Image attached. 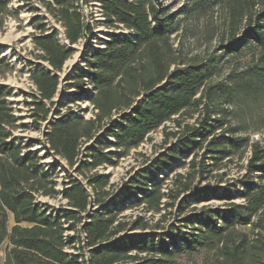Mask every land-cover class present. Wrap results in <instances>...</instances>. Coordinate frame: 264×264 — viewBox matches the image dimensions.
<instances>
[{
  "label": "trees",
  "instance_id": "obj_1",
  "mask_svg": "<svg viewBox=\"0 0 264 264\" xmlns=\"http://www.w3.org/2000/svg\"><path fill=\"white\" fill-rule=\"evenodd\" d=\"M71 1L54 0V7L65 28V38L73 44L83 32L89 34L92 30L84 24ZM1 3L2 0L0 6ZM101 3L109 21L115 18L133 33L112 35L102 48L92 52L87 69L77 73L80 79L88 76L96 89L92 98L97 110L95 118L83 122L73 116L58 117L51 124L47 140L55 153L72 165L78 155L79 140L91 139L95 125L103 119L109 121L107 135L113 138V142H108L106 147L116 148L138 145L149 133L173 120L177 129L170 134L175 136L176 141L151 161L150 172L165 169L182 154L192 153L188 162L189 172L185 177L176 175L179 189L175 196H179L190 188L187 178L194 174L202 177L211 168L203 160L196 162L195 158L210 135L212 114L226 115L227 109L214 110L209 102L222 96V101L226 102V98L232 99L234 93L244 85L251 92L253 87H259L258 81L264 79V0H198L204 5L212 3L227 7L235 29L244 20V35L238 38L233 36L224 45L225 49L238 51L247 43L260 49L259 63L256 64L258 70L253 77H240L233 86L215 84L207 87L205 84L217 71L223 54L170 70L173 61L169 60V56L172 50L164 33L174 31L176 27L171 26L168 17H163L160 9L147 3V0H137L135 3L101 0ZM33 41L43 51L50 67H36L31 76L40 98L33 102L34 112L42 118L48 113L43 100L51 101L58 86L54 70H60L71 54L70 48L60 44L56 35H39ZM139 60H145L146 66L142 71L133 66ZM6 94L5 89H0V246L5 240L8 241L2 264H213L205 259L207 252L216 254L214 264H246L250 254H253L250 248L258 250L256 264H264V148L257 141L249 143L246 137L227 136L223 139L214 137L205 144L208 152L212 153L209 156L212 167H219L222 160H228L233 155L241 156L244 151H241L242 146L251 148V155L247 159L249 172L240 193L242 203L230 201L223 208H206L190 213L185 221L192 223L196 232H179L180 239L175 232L168 236L166 232L147 230L159 231L162 228L160 225L151 228L140 219L133 221L129 230L141 232L116 238L114 236L126 227L125 223H116L117 212L95 210L88 215V221H83L89 195L80 183L73 182L62 190L69 208L60 209L59 213L52 214L45 209L46 205L43 207L36 202L35 193L44 190L43 194L51 196L55 190L48 186L52 184L48 180L49 172L41 167L37 155L25 150V144L13 137L8 129L15 118L4 99ZM117 107L121 111L116 118H112L113 110ZM187 112H191L188 114L190 116L192 113L200 114L198 126L183 125L178 120L177 117ZM217 126H221V123ZM97 144L100 145V142ZM88 154L92 158L89 162L92 167L109 159L106 156L108 153L98 150L89 151ZM257 168L262 176L255 182L254 172ZM183 178L184 182L181 181ZM91 180L96 182L92 187L95 194L106 184L102 176H94ZM130 183L126 192L136 184L144 187L139 190L142 196L135 198L133 205L146 204L150 210L160 211L161 200L165 196L161 192L162 183L149 184L145 172L130 178ZM218 191L204 190L201 194L206 197L212 194L226 200L233 197L231 191L221 188ZM132 193L128 192L129 195ZM166 195L168 197L169 193ZM102 201L97 199L96 202L101 204ZM10 216L13 224L9 229ZM78 224L86 238L87 260L80 252L83 247L75 244H81V239L74 233ZM238 224L250 226V231L256 236L254 241H249L246 233L235 232ZM66 230H72L73 234H67ZM167 237L170 241L166 240ZM66 248L76 251L71 253Z\"/></svg>",
  "mask_w": 264,
  "mask_h": 264
},
{
  "label": "rangeland",
  "instance_id": "obj_2",
  "mask_svg": "<svg viewBox=\"0 0 264 264\" xmlns=\"http://www.w3.org/2000/svg\"><path fill=\"white\" fill-rule=\"evenodd\" d=\"M136 2L137 0H121ZM197 2V3H195ZM50 3V5L48 4ZM73 8L82 16L85 25L92 30L91 33L83 32L76 43L70 44L65 38V28L62 26L54 0H2L0 6V89H5L4 96L10 108V113L15 118L14 123L8 126L13 137L25 144V150H30L37 155L41 167L49 172L48 180L55 192L49 196L44 190L35 193L36 202L45 207L52 214L59 213L60 209H68L67 199L62 196V190L71 183H80L89 195V204L86 214H83V221H88V215L95 210H106L117 212V222L125 223L124 230L114 237H124L140 230L130 229L133 221L147 222L151 228L160 225L162 229H147L151 231L166 232L169 236L172 233H195L193 224L185 221L186 217L193 212H200L202 209H216L225 207L227 202L242 203L240 196L243 183L246 182L248 174L247 159L251 155V148L242 146L244 150L241 156L233 155L230 159L222 160L219 167H212L211 152L206 149V143L214 137L218 139L230 137H246L249 143L258 142L264 148V79L259 80V87H253L250 91L245 88L238 89L232 99L223 102L218 98L209 102L213 109H227V114H212L209 129L211 132L199 148L196 162L203 160L209 165L210 171L199 177L194 174L189 181L190 188L176 195L179 189V178L177 174L186 176L189 172V160L192 153H185L179 159L171 162L165 169L150 172L151 161L176 141L175 136L170 134L177 128L175 121L170 120L160 126L154 132L149 133L142 143L131 145L128 148L106 147L113 138L108 136L109 121L103 119L95 125L92 131V138H81L79 140L74 163L70 165L63 157L56 154L51 148L47 134L50 132L54 120L58 117L69 118L73 116L85 122L87 119H94L97 110L94 109L92 98L96 93L88 76L80 79L77 73L87 69L88 60L92 52L104 46L112 35L133 33L125 25L118 23L115 18L109 21L103 10L101 0H73ZM155 8L160 9L163 17H168L174 31L165 32L168 36L167 43L172 50L169 60L173 61L170 70L196 62H203L210 57H220L217 71L211 76L205 86L215 84L233 86L240 77L252 76L257 72L256 64L260 55V49L251 43L242 45L238 51H228L224 45L235 36L244 35L246 28L244 20L235 29L229 19V11L225 6H218L212 3L207 5L198 3V0H147ZM72 8V7H71ZM39 35H56V39L65 47L70 48V56L64 62L60 70H54L58 77V86L51 101L43 100L44 107L48 110L45 117L36 116L34 112V101H38L39 95L31 76L36 67L43 66L50 69L45 55L38 49L33 39ZM145 60H139L133 64L139 71L146 65ZM258 65V64H257ZM247 87V86H246ZM142 97V96H141ZM140 97V98H141ZM208 101V100H207ZM121 109L113 110L112 118H116ZM125 111V110H124ZM187 112L177 117L183 123L198 126L201 119L200 114ZM223 115V116H222ZM215 119L222 120L217 122ZM196 120V121H195ZM198 120V121H197ZM221 123V126H217ZM98 141L100 145L97 144ZM244 148V149H243ZM98 150L104 152L109 158L100 165L92 167L89 162L92 158L88 152ZM107 152V153H106ZM204 157V158H203ZM150 183H162L161 192L165 196L161 200V209L154 212L147 208L146 204L133 205L135 198L142 196L139 190L143 186L136 184L130 187L132 194L126 189L130 186V178L143 175ZM262 173L259 168L254 172L255 182L261 179ZM94 176H102L106 181L96 192L92 187L96 182L91 180ZM177 180L175 182V179ZM185 181V178L181 179ZM176 183L177 186H176ZM138 188V189H135ZM224 189L233 194L230 200L219 199L209 194L207 197L201 194L204 190ZM167 193L169 196L167 197ZM125 197V198H123ZM97 199H103L97 204ZM187 201L185 205L184 202ZM13 224L12 217L8 219V227ZM67 226V223L64 224ZM68 229V228H67ZM236 233L247 234L249 241H254L255 233L250 231V226L236 225ZM69 235L72 230H66ZM75 234L81 239L83 247L80 250L85 260L88 259L86 249V238L80 224L77 225ZM181 235H178L180 239ZM178 239V241H179ZM170 241V238H166ZM8 241L0 246V264L5 258V249ZM250 260L246 264H256L258 261V250L250 248ZM66 251L74 253L76 250L66 248ZM78 252V251H77ZM144 256V254H143ZM216 254L205 253V259L215 263Z\"/></svg>",
  "mask_w": 264,
  "mask_h": 264
}]
</instances>
